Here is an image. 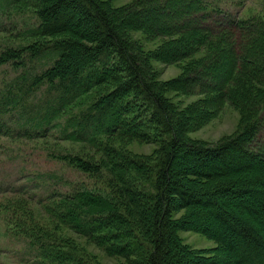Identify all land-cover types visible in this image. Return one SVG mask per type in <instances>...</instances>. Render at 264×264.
<instances>
[{"label": "trees", "instance_id": "obj_1", "mask_svg": "<svg viewBox=\"0 0 264 264\" xmlns=\"http://www.w3.org/2000/svg\"><path fill=\"white\" fill-rule=\"evenodd\" d=\"M225 1L35 0L39 40L0 54V66L22 62L26 49L31 56L56 54L31 87L48 83L74 98L103 88L86 122L109 138L151 136L137 109L156 131L159 147L149 155L109 144V166L68 157L83 172H108L116 198L68 197L77 205L62 203L59 220L120 264H264V14L244 17ZM134 31L157 46L143 48ZM154 60L184 62L182 72L160 82ZM169 90L202 97L181 108ZM224 102L240 114L236 131L215 144L189 139L187 132ZM79 205L101 209L81 212ZM180 230L216 246L207 255L185 243ZM40 246L53 264H89L64 238L63 249Z\"/></svg>", "mask_w": 264, "mask_h": 264}, {"label": "rangeland", "instance_id": "obj_2", "mask_svg": "<svg viewBox=\"0 0 264 264\" xmlns=\"http://www.w3.org/2000/svg\"><path fill=\"white\" fill-rule=\"evenodd\" d=\"M108 1L121 6L135 0ZM222 4L233 11L240 10L244 17L264 14V0H226ZM39 23L35 0L21 4L0 0V54L8 48H26L39 40L36 35ZM131 36L148 50L158 44L141 31L131 32ZM24 55L22 62L12 61L0 66V264H53L43 256L40 243L46 246L51 243L63 249V238L77 246L89 264H120L123 259L108 256L92 240L68 229L59 220L62 203L70 204L73 210L77 205L76 200H68V197L93 192L116 198L109 186L111 175L108 172H83L68 157L78 156L109 166L106 151L109 144L133 154L149 155L159 147L157 133L147 129L151 123L142 115L144 110L138 112L137 109L138 121L151 136L146 140L109 138L95 123L86 122L97 93H104L103 88L74 98L71 93L66 95L63 88L57 89L48 83L31 87L34 77L52 66L56 54L46 52L31 56L30 49H26ZM183 63L167 65L152 61L158 75L156 79L164 82L177 77ZM166 94L181 108L202 97L175 90ZM212 114L206 123L189 130L187 137L208 145L236 131L240 114L228 102L214 105ZM262 139L264 141V131ZM79 206L81 212L101 209ZM179 234L185 243L205 250L207 255L216 246L214 240L199 232L180 230ZM44 235L50 236V240Z\"/></svg>", "mask_w": 264, "mask_h": 264}]
</instances>
